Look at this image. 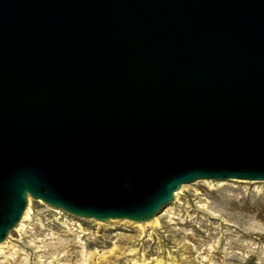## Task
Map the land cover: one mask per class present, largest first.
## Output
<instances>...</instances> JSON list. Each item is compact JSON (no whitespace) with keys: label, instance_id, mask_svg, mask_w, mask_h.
Masks as SVG:
<instances>
[{"label":"water","instance_id":"1","mask_svg":"<svg viewBox=\"0 0 264 264\" xmlns=\"http://www.w3.org/2000/svg\"><path fill=\"white\" fill-rule=\"evenodd\" d=\"M264 181V0H0V243L29 196L153 219Z\"/></svg>","mask_w":264,"mask_h":264},{"label":"rangeland","instance_id":"2","mask_svg":"<svg viewBox=\"0 0 264 264\" xmlns=\"http://www.w3.org/2000/svg\"><path fill=\"white\" fill-rule=\"evenodd\" d=\"M186 184L159 225L144 227L77 216L29 196L30 218L9 232L0 264H264V181Z\"/></svg>","mask_w":264,"mask_h":264},{"label":"bare ground","instance_id":"3","mask_svg":"<svg viewBox=\"0 0 264 264\" xmlns=\"http://www.w3.org/2000/svg\"><path fill=\"white\" fill-rule=\"evenodd\" d=\"M225 180H221V182H224ZM238 181H240L239 179H238ZM249 181V180H248ZM252 181V180H251ZM243 182H245V180H243ZM186 185L187 184H183L182 185V187L179 189V190H177L176 191V197H178V195L184 190V188L186 187ZM51 207H53L52 205H51ZM55 207V206H54ZM55 209H57V210H61L60 209V207H55ZM163 209V208H162ZM161 209V210H162ZM160 210V211H161ZM159 211V213L161 214L162 213V211L160 212ZM31 212H32V205H31V203L29 204L28 203V206H27V209L25 210V212H24V214H23V216H22V221H21V223L17 226V229H20V227L21 226H23V221H25V220H27V219H29L30 218V214H31ZM159 213L153 218V219H151V220H148V222L150 223V224H153V225H159V217H160V215H159ZM99 223H105V222H100V221H98ZM108 222V221H107ZM109 222H129V223H131V224H134V225H138V226H141V227H144L145 225H146V222L144 221V222H136V221H133V220H129V219H124V218H122V219H111V220H109ZM4 242V241H3ZM0 243V248L5 244V243ZM112 254H113V256H114V251L113 252H111ZM96 264H99V263H96Z\"/></svg>","mask_w":264,"mask_h":264}]
</instances>
